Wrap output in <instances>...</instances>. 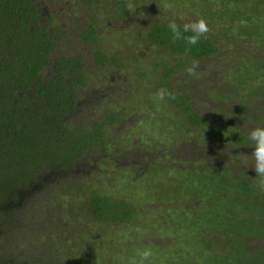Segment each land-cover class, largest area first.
I'll return each instance as SVG.
<instances>
[{
  "label": "rangeland",
  "instance_id": "374dc122",
  "mask_svg": "<svg viewBox=\"0 0 264 264\" xmlns=\"http://www.w3.org/2000/svg\"><path fill=\"white\" fill-rule=\"evenodd\" d=\"M46 1L62 24L58 51L84 56L90 77L71 121L88 129L108 119V144L16 203L27 189L13 187L16 196L0 203L10 211L0 244L23 264H128L144 248L151 264H263L264 237L250 228L264 221V192L248 133L243 143L231 134L264 127V37L245 34L264 30V0H172L177 16L202 17L222 33L221 52L196 60L195 76L186 72L192 63L179 71L185 56L146 39L155 19L173 17L153 0H134L135 14L120 13L117 0ZM238 10L247 21L232 18ZM94 20L98 40L85 42ZM167 67L178 70L168 79ZM160 88L190 97L202 126L189 123L184 105L156 102Z\"/></svg>",
  "mask_w": 264,
  "mask_h": 264
},
{
  "label": "trees",
  "instance_id": "16d2710c",
  "mask_svg": "<svg viewBox=\"0 0 264 264\" xmlns=\"http://www.w3.org/2000/svg\"><path fill=\"white\" fill-rule=\"evenodd\" d=\"M87 1L94 5L102 2ZM48 4L46 0H0V203L7 205V197L16 196L11 190L13 187L27 189L16 197L13 201L16 203L34 189L40 191L53 171L62 169L66 175L70 174L76 164L90 160L89 148L96 146L105 149L108 144L105 129L111 125L108 119L88 129L71 121L74 119L72 111L80 102L77 98L89 87L90 77L85 69L84 56L75 54L71 57L58 51L62 24H58ZM114 6L120 13L127 14L123 0H117ZM234 16L233 19L247 21L243 10H238ZM172 18L155 19L145 34L151 43L186 57V61L178 64L177 67H181L179 71L186 68V63L217 56L221 52L218 45L222 33L208 32L206 38L202 37L195 46H189L184 41L173 42L167 28ZM96 24L97 20L92 21L82 34L85 42L98 40ZM229 28L227 30H231ZM245 34L252 38L264 37V30L259 34ZM189 47L190 51L186 53L185 49ZM94 56H98L97 52ZM104 59L101 57V62ZM177 71L167 67L162 74L168 79ZM247 74L239 72L237 76L243 79ZM165 84L164 81L162 86ZM173 95L175 98L171 100L175 105L185 106L189 123L201 127L204 122H200L198 117L204 118L205 115L189 106L191 98L183 93ZM112 116L111 120L116 121ZM259 118L264 120L261 116ZM247 133V128L245 132H233L231 137L237 140L233 143L247 141ZM93 201L98 206L94 210L95 215L103 217L105 198L98 196ZM97 209L101 215L97 214ZM5 213H10L7 207L0 213V233L3 232L2 215ZM114 220L118 221L119 218L115 217ZM257 220L258 224L250 230L264 237L263 218ZM17 260L8 248L0 244V264H23Z\"/></svg>",
  "mask_w": 264,
  "mask_h": 264
},
{
  "label": "clouds",
  "instance_id": "9594fccd",
  "mask_svg": "<svg viewBox=\"0 0 264 264\" xmlns=\"http://www.w3.org/2000/svg\"><path fill=\"white\" fill-rule=\"evenodd\" d=\"M153 2L156 3L160 12L163 11L172 13L174 18L168 21L167 28L171 33L173 42L184 41V43L189 46H195L200 42L202 37L206 38L210 29L208 22L204 18L200 17L196 19H188L184 16H177L175 13L176 5L172 2V0H153ZM123 3L124 7L130 13L135 14L137 12V5L134 0H123ZM188 51H190V47L185 49L186 53ZM198 67L199 61L193 60L191 66L186 68L187 74L189 76H195L197 74L196 70ZM174 98V95L166 88L158 89L153 96V99L158 103L164 101L165 99ZM247 138L251 142V148L253 149L250 155L252 161L251 168L256 173V178L253 180L255 181V185L259 191L264 192V127L257 126L252 128L248 132ZM57 176L53 177L51 180L56 179ZM152 256L153 252L151 248H144L143 250L137 252L138 259L133 257L129 260L128 264H151Z\"/></svg>",
  "mask_w": 264,
  "mask_h": 264
},
{
  "label": "flooded vegetation",
  "instance_id": "af4514ba",
  "mask_svg": "<svg viewBox=\"0 0 264 264\" xmlns=\"http://www.w3.org/2000/svg\"><path fill=\"white\" fill-rule=\"evenodd\" d=\"M107 130V128H105ZM108 132V131H107ZM108 143V142H107Z\"/></svg>",
  "mask_w": 264,
  "mask_h": 264
}]
</instances>
